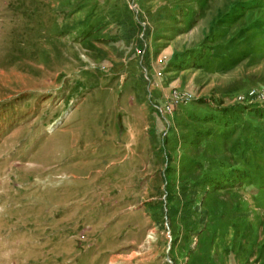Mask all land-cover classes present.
<instances>
[{"label": "rangeland", "instance_id": "374dc122", "mask_svg": "<svg viewBox=\"0 0 264 264\" xmlns=\"http://www.w3.org/2000/svg\"><path fill=\"white\" fill-rule=\"evenodd\" d=\"M0 264H264V0H0Z\"/></svg>", "mask_w": 264, "mask_h": 264}, {"label": "built area", "instance_id": "2783aa9c", "mask_svg": "<svg viewBox=\"0 0 264 264\" xmlns=\"http://www.w3.org/2000/svg\"><path fill=\"white\" fill-rule=\"evenodd\" d=\"M173 96H174V99H173L174 103L188 102L191 99V95H187V94H179V95H177V94L174 93Z\"/></svg>", "mask_w": 264, "mask_h": 264}]
</instances>
